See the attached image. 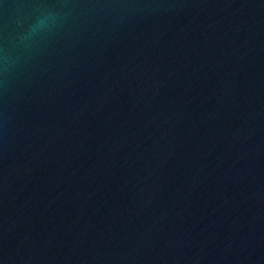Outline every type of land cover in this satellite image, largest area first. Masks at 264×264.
Here are the masks:
<instances>
[{
  "label": "water",
  "instance_id": "obj_1",
  "mask_svg": "<svg viewBox=\"0 0 264 264\" xmlns=\"http://www.w3.org/2000/svg\"><path fill=\"white\" fill-rule=\"evenodd\" d=\"M0 264H264V0H0Z\"/></svg>",
  "mask_w": 264,
  "mask_h": 264
}]
</instances>
